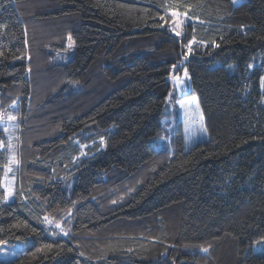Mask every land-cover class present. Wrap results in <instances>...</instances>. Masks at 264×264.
I'll list each match as a JSON object with an SVG mask.
<instances>
[{
    "label": "trees",
    "instance_id": "trees-1",
    "mask_svg": "<svg viewBox=\"0 0 264 264\" xmlns=\"http://www.w3.org/2000/svg\"><path fill=\"white\" fill-rule=\"evenodd\" d=\"M181 61L207 139L156 149ZM262 78L264 0H0V264H264Z\"/></svg>",
    "mask_w": 264,
    "mask_h": 264
},
{
    "label": "rangeland",
    "instance_id": "rangeland-1",
    "mask_svg": "<svg viewBox=\"0 0 264 264\" xmlns=\"http://www.w3.org/2000/svg\"><path fill=\"white\" fill-rule=\"evenodd\" d=\"M184 19L183 15L179 17ZM172 17L169 14L165 25L169 28L172 23ZM170 29V28H169ZM180 31H183V25ZM174 35L175 33L171 31ZM185 67L179 72L174 73L176 76L183 77ZM173 72H171L167 79L170 83V89L165 98V104L162 115L160 116V132L153 136L151 139L152 145L156 149L168 148L171 150L173 147L172 140L175 136L177 127L180 126L183 135V144L187 149L191 145L197 142H201L207 139V132L203 122L202 113L199 109L196 96L192 91L190 77L183 81V83H177L172 79ZM15 116V120H9L8 116ZM202 118V119H201ZM0 128H2L6 135V149L9 153L8 164L6 166L5 176L3 179V187L6 191L13 192L14 177L13 173L18 163H12V158L17 160L15 151V138L17 133V104L12 103L9 108L0 115ZM9 145L11 147H9ZM18 161V160H17ZM10 169V170H9ZM12 194L7 197L6 200H10ZM61 223V222H60ZM52 232L59 234V230L55 228L54 224L48 225ZM62 227L63 224H61ZM261 241V240H260ZM256 241L253 245L254 251H258L260 247L264 246V243H258ZM22 244L19 240L12 242H0V262L14 258L22 253Z\"/></svg>",
    "mask_w": 264,
    "mask_h": 264
},
{
    "label": "snow or ice",
    "instance_id": "snow-or-ice-1",
    "mask_svg": "<svg viewBox=\"0 0 264 264\" xmlns=\"http://www.w3.org/2000/svg\"><path fill=\"white\" fill-rule=\"evenodd\" d=\"M233 2L234 3H238L239 0H233ZM168 12L170 13L171 17L173 18L172 19V23L169 25L170 30L173 31L176 36H181L182 35V32L180 31V29H181V26L185 23L184 20H181L179 18L181 16V13L179 11H177V10H172V9H168ZM184 15H185V17L187 16L186 13ZM161 19L163 20L164 17H161ZM161 27H163V25H161ZM69 39H71V37H69ZM192 43H193V41H190L189 42V45H188V52L189 53H191V51H192ZM69 47H71V45H69ZM183 63H184V61H181L180 63L174 64L172 66V69H173L172 79L174 81H176L177 83H183V81L188 78V71H187L186 68L184 69L183 77L176 76L174 74L176 72V70H178L182 66ZM249 67H252V66L250 65ZM262 82H264V78H262ZM8 119L9 120H15L16 117L15 116H12V115H9L8 116ZM100 142H101V144L104 143L103 138H101V141ZM9 147H11V146L9 145ZM12 163H19V161H17L13 157L12 158ZM11 194L12 193H11L10 190L6 191L5 198L7 199V197L10 196ZM70 212H71V210L69 209V213ZM43 220L48 225L54 224L55 228L59 230V234H61L63 236H67L68 235V232L64 230V228L62 227V225H61V223L59 221H53L52 219H50V217L48 215H45L43 217ZM52 235L55 236V235H57V233L56 232H53ZM258 243H264V240H261ZM45 247L51 248V245H46ZM202 251L207 252L208 251V248H203ZM81 255H83V254L81 253Z\"/></svg>",
    "mask_w": 264,
    "mask_h": 264
},
{
    "label": "water",
    "instance_id": "water-1",
    "mask_svg": "<svg viewBox=\"0 0 264 264\" xmlns=\"http://www.w3.org/2000/svg\"><path fill=\"white\" fill-rule=\"evenodd\" d=\"M186 61V60H185Z\"/></svg>",
    "mask_w": 264,
    "mask_h": 264
}]
</instances>
